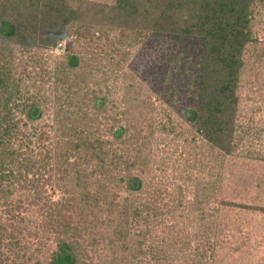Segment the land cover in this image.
Masks as SVG:
<instances>
[{
  "label": "rangeland",
  "instance_id": "rangeland-1",
  "mask_svg": "<svg viewBox=\"0 0 264 264\" xmlns=\"http://www.w3.org/2000/svg\"><path fill=\"white\" fill-rule=\"evenodd\" d=\"M83 1L114 4L69 6ZM250 28L255 43L242 57L229 155L208 147L184 120L194 107L187 65L195 38L125 30L85 15L53 50L7 47L14 78L44 109L24 128L35 132L30 173L0 180V263L49 264L62 242L75 264H264V4L253 8ZM7 50L0 45V55ZM68 52L90 62L99 91L107 85L109 110L88 121L110 117L125 129L117 141L99 125V160L71 148L66 128L80 116H55V99L67 95L72 110L81 99L61 82ZM126 175L140 180V191L125 189ZM124 204L129 227L116 229ZM131 209L141 212L133 218Z\"/></svg>",
  "mask_w": 264,
  "mask_h": 264
},
{
  "label": "trees",
  "instance_id": "trees-1",
  "mask_svg": "<svg viewBox=\"0 0 264 264\" xmlns=\"http://www.w3.org/2000/svg\"><path fill=\"white\" fill-rule=\"evenodd\" d=\"M261 4L264 0H114L111 7L105 8L87 1L71 7L69 0H0V45L6 50L7 47H17L21 51L53 50L64 40L67 26L85 15L125 30L195 38L199 47L187 65L192 73L188 83L194 107L183 112L184 120L193 126L196 136L208 147L229 155L234 148L236 91L243 68L242 57L245 48L255 43L250 25L253 8ZM6 54L0 55V180L14 181L20 176L25 180L35 163L30 146L35 132L25 133L24 128L40 120L44 101L35 100L25 88L21 89L20 79L14 78L11 72V54L9 51ZM90 55L93 57L92 53ZM89 64V61L81 64L71 52L65 55L60 71L63 89L66 93L78 91L81 99L74 110L70 109L67 95L63 94L65 99L61 101L55 99V116L59 122L66 114L79 115L80 118L66 128L72 134L68 135L69 139H75V143L70 140L71 148H81L83 156L87 154L90 159L99 160L103 152L101 142L94 135L99 132V125L106 131L103 135L117 141L125 129L110 125V117L88 121V116L109 110L104 95L107 85L104 83L103 92L99 91L98 81L88 77ZM76 69L78 71L73 73ZM113 117L115 122L117 115ZM40 136L38 134V141ZM44 163L42 159L41 166ZM124 186L130 192H138L141 182L128 175ZM122 208L120 216L123 218L118 220L119 228L116 229L129 227L128 208L125 204ZM130 212L136 218L141 210L131 209ZM57 246L49 264H75L70 247L62 242Z\"/></svg>",
  "mask_w": 264,
  "mask_h": 264
}]
</instances>
